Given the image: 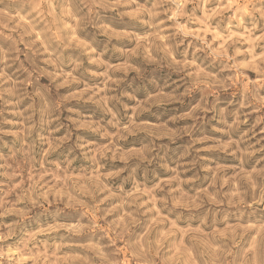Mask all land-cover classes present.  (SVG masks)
<instances>
[{"label": "rangeland", "instance_id": "374dc122", "mask_svg": "<svg viewBox=\"0 0 264 264\" xmlns=\"http://www.w3.org/2000/svg\"><path fill=\"white\" fill-rule=\"evenodd\" d=\"M0 264H264V0H0Z\"/></svg>", "mask_w": 264, "mask_h": 264}]
</instances>
